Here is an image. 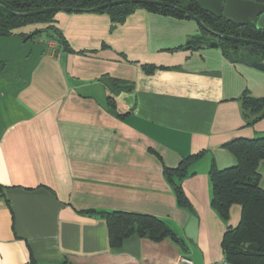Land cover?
<instances>
[{
	"label": "crops",
	"instance_id": "crops-1",
	"mask_svg": "<svg viewBox=\"0 0 264 264\" xmlns=\"http://www.w3.org/2000/svg\"><path fill=\"white\" fill-rule=\"evenodd\" d=\"M54 19L69 50L45 31L0 37V264H229L221 241L240 206L218 214L208 170L235 164L224 143L264 134V116L249 124L241 109L243 92L264 97V69L183 47L202 36L192 18L136 8L116 24L95 11ZM197 153L182 206L163 169ZM257 170L264 190V160ZM112 210L155 216L179 241L135 232L111 247L97 212Z\"/></svg>",
	"mask_w": 264,
	"mask_h": 264
},
{
	"label": "trees",
	"instance_id": "trees-1",
	"mask_svg": "<svg viewBox=\"0 0 264 264\" xmlns=\"http://www.w3.org/2000/svg\"><path fill=\"white\" fill-rule=\"evenodd\" d=\"M109 1L113 0H0L1 6L21 13L14 15L0 10V37L11 35L25 37L28 33L16 32L17 29L42 24L45 26L40 28V31H45L47 36L55 38L64 49L69 50L65 39L55 27L56 12L62 8L71 9L61 10L66 12L87 11ZM155 1L165 4L124 1L94 11L107 13L112 24L122 22L136 8H145L151 12L180 18H191L190 14H193L213 31L264 42V30L256 29L251 23L238 25L222 17H215L191 0ZM34 10L42 11L22 14ZM201 29L202 36L191 38L183 47L193 48L200 43L208 45L210 40H216L223 54L226 56L231 54L235 61L249 64L256 60L264 64V46L222 38L215 39L212 34ZM207 35L212 37L207 39ZM2 67L3 62H0V69ZM142 68L145 73L151 74L156 69L166 67L143 64ZM113 84L117 85L119 81L113 79ZM241 109L247 123L253 124L264 116V97H252L247 92H243ZM223 146L233 154L235 164L223 169H218L213 164L209 167L211 206L224 220L228 219L232 204L240 206L238 223L233 227L228 226L223 234L221 246L224 258L229 264H264V190L259 185L260 176L257 170L259 163L264 160V134L254 138H235L224 143ZM199 155L200 153L188 155L176 167L163 169L164 177L171 184L179 205L188 204L181 187V180L189 174V166ZM97 213L105 220L111 247L119 246L125 237L135 232L153 240L170 237L179 241L175 233L155 216L121 210ZM26 264L39 263L30 259Z\"/></svg>",
	"mask_w": 264,
	"mask_h": 264
},
{
	"label": "water",
	"instance_id": "water-1",
	"mask_svg": "<svg viewBox=\"0 0 264 264\" xmlns=\"http://www.w3.org/2000/svg\"><path fill=\"white\" fill-rule=\"evenodd\" d=\"M124 1H129V2H152V3H158V4H165L160 1H155V0H113L109 1L106 3H103L101 5H98L94 8H91L87 11H94L100 8H103L105 6L115 4V3H120ZM195 2L199 7L204 10L205 12H208L212 14L215 17H222L225 20L238 24V25H245V24H253L256 29L259 30H264V3L259 2L256 0H191ZM0 10L4 11L6 13H11L14 15H21V13H17L14 11H11L7 9L4 6L0 5ZM45 10V9H42ZM42 10H34L26 13H22L24 15L28 14H33L40 12ZM61 10H71L70 8H62ZM75 10V9H73ZM191 18L198 23V25L203 28L205 31L209 32L216 38H222V39H228V40H233L237 42H242V43H253L257 45L264 46V42L256 41V40H251L243 37H237L233 35H227V34H222L216 31L211 30L208 28L205 24L201 22L199 18L194 16L193 14H190ZM40 30L36 29L33 30L32 32L28 33L25 37L24 40L32 37L33 34L39 33ZM205 46V44H203ZM208 46L210 47H216L217 46V41L212 40L208 43ZM229 60L234 61L235 59L232 57L230 54L228 56ZM252 67L258 68V69H264V64L259 61H251L249 63Z\"/></svg>",
	"mask_w": 264,
	"mask_h": 264
},
{
	"label": "built area",
	"instance_id": "built-area-1",
	"mask_svg": "<svg viewBox=\"0 0 264 264\" xmlns=\"http://www.w3.org/2000/svg\"><path fill=\"white\" fill-rule=\"evenodd\" d=\"M256 1L264 3V0H256ZM48 47L52 48L54 47V44L52 42H48ZM176 264H196V263L191 258L185 255H182V256H179Z\"/></svg>",
	"mask_w": 264,
	"mask_h": 264
},
{
	"label": "rangeland",
	"instance_id": "rangeland-1",
	"mask_svg": "<svg viewBox=\"0 0 264 264\" xmlns=\"http://www.w3.org/2000/svg\"><path fill=\"white\" fill-rule=\"evenodd\" d=\"M211 37H212L211 35H207V39H208V38H211ZM23 40H24V38H23ZM210 41H212V40H210ZM215 41H216V40H215Z\"/></svg>",
	"mask_w": 264,
	"mask_h": 264
},
{
	"label": "flooded vegetation",
	"instance_id": "flooded-vegetation-1",
	"mask_svg": "<svg viewBox=\"0 0 264 264\" xmlns=\"http://www.w3.org/2000/svg\"><path fill=\"white\" fill-rule=\"evenodd\" d=\"M215 39H219V38H216L215 36H213Z\"/></svg>",
	"mask_w": 264,
	"mask_h": 264
}]
</instances>
